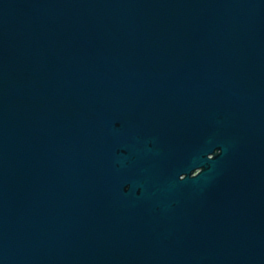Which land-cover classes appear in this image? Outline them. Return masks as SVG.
I'll use <instances>...</instances> for the list:
<instances>
[{
    "label": "water",
    "instance_id": "water-1",
    "mask_svg": "<svg viewBox=\"0 0 264 264\" xmlns=\"http://www.w3.org/2000/svg\"><path fill=\"white\" fill-rule=\"evenodd\" d=\"M0 264H264V0H0Z\"/></svg>",
    "mask_w": 264,
    "mask_h": 264
}]
</instances>
